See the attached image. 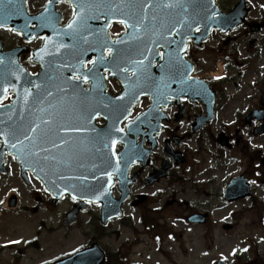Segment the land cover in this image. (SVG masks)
<instances>
[{
    "label": "rangeland",
    "instance_id": "obj_1",
    "mask_svg": "<svg viewBox=\"0 0 264 264\" xmlns=\"http://www.w3.org/2000/svg\"><path fill=\"white\" fill-rule=\"evenodd\" d=\"M41 1L30 0L28 2L29 10L31 12L38 10ZM224 1L222 0V2ZM249 1L256 6L255 8H258L257 5H263L264 7V2H261L264 0ZM253 15L254 17L249 19L253 18V21H256L261 13L254 10L251 13V16ZM118 30L119 28L115 32ZM263 34L264 32L261 31L258 37H262ZM0 35L5 42L10 43L9 46L17 43L18 36L13 31L3 30ZM218 40L222 41L219 34H213L206 43V50L199 53L194 51L193 53L194 49H191V55L194 57L197 54L201 55L200 65L204 68V74L207 73L208 76L217 72L225 73L224 68L227 66L226 79L230 80V83L224 89L225 93L231 95V99L225 103L226 105L218 113L217 119L231 120L235 118L233 116L235 113L242 114L248 107L264 104V47H256V54L249 58L252 60L248 61V73L244 76L238 75L239 70H234V64L228 65L229 62L242 61L234 54L239 46L237 45L234 48L231 45L216 44ZM259 40L261 43L264 42V39L259 38ZM39 44L40 39H37L33 46ZM240 50L244 51L242 47ZM24 61L30 72L36 71V66L29 63L27 59ZM254 73L256 81L254 80L253 86H249V80ZM119 88L116 80L110 81L112 91L118 92ZM146 103L147 101L143 100L135 113L143 108ZM188 127L189 123H184L179 133L185 132V128ZM243 127H240L238 123H234L228 129L229 134L237 135L239 144L231 149L223 150L225 158H237L234 164L225 169L210 167V161L217 162L216 158L213 159L212 157L218 155L220 149L213 145L207 131L200 135L202 140L208 142L205 147L201 141H197L196 137L187 139L185 148L183 146L187 151V162L184 166V168L186 166L187 168L184 175L185 178L195 180L198 191L194 192L189 188L188 183L181 182L167 184L163 181L164 184L154 186L150 191L151 194L158 193L160 190H163L164 194L154 197L151 200L153 203H148V208L154 210V206L164 205L165 200L172 199V193L175 195V200L181 201L178 203L179 205L173 203L158 215L157 212L147 214L145 211L147 206H142L139 208V212H142V220L144 218L149 220L146 224L143 221L140 224L137 223L138 212L133 213L128 210L132 217L130 219L134 229L131 230V228L118 222L111 223L106 228V233H102V239L99 240L101 247L111 254L118 250L131 260H142L146 264H214L218 258H223L227 264H264V167L259 163V159L253 161L254 165L260 164L258 166L260 173L258 172V177L252 175V179L255 178V180L249 199H240L236 200L235 203L225 204L222 202L221 196V188L226 176L239 172L248 173L252 168L249 162L252 161L253 153H256V151L264 153V151L252 148L254 143H258L263 146L264 150V138L249 139L246 135V129ZM221 128L225 130L221 123H211L209 126L214 137L217 135L216 131L221 130ZM210 146L212 148H209ZM8 168L10 171L0 176V185L5 186L2 188L3 191H16L21 195L22 203L29 204L30 192L27 187L23 186L18 174V166L12 159H9ZM183 202H186L188 206L184 205ZM70 207L71 204L68 200L58 205L60 212L64 210L66 212ZM192 207L206 213L207 220L204 221V224L192 225L187 221L184 222L182 218L174 220L175 217L179 218V216L184 217L187 215ZM97 209V206H93L87 213L80 214L77 225L69 227L65 241L67 250L73 246H83L90 238L97 235L93 225L96 220L93 217L97 216ZM54 211L56 209L51 208V214ZM228 217L230 219L227 222L233 225L225 231L222 229V225L227 222L222 220ZM153 221L158 222L160 225L157 227L152 226ZM145 225L149 229L144 231ZM164 227L168 232L171 231L173 236L169 238L163 233V240L161 244H158L153 240V234L161 233ZM155 247H157L156 250Z\"/></svg>",
    "mask_w": 264,
    "mask_h": 264
},
{
    "label": "water",
    "instance_id": "obj_2",
    "mask_svg": "<svg viewBox=\"0 0 264 264\" xmlns=\"http://www.w3.org/2000/svg\"><path fill=\"white\" fill-rule=\"evenodd\" d=\"M112 1L113 5H115V7L112 6V8L120 9L111 11L108 13V16L126 20L130 14H134V12L139 9V2L141 0ZM152 2H154V0H152ZM88 5L91 4L86 5L88 9H91L92 5L91 7ZM131 5L135 6L132 7ZM81 13L82 11L80 10L71 21H76L72 29H69L67 26L65 28H57V31L51 33L46 38L43 47L37 51V53L40 54L39 57L36 56V60L40 63L50 62L53 52L55 50L59 51L62 59L57 63L55 68L51 69L54 73L64 72L65 65H71L73 63L81 65L84 59L80 58V54L77 52L78 46L75 41L82 45L84 51L87 48V43L95 38L91 37L89 40L88 37L85 36L87 33H83V31H80L76 27V24L81 19ZM89 16L95 18V13L90 14ZM237 18L239 20L242 18L241 12L237 13ZM105 32V30L102 32L103 38L100 36L98 42L102 43L105 41ZM158 34L160 35V40L165 41L162 30H154L151 27L141 31L130 30L123 36L126 40L113 47V54L107 63L109 64L110 69L113 67V73L121 80L123 91L120 95L105 99L95 105L91 94L94 93L96 79L91 75L94 69L90 68L87 71L80 70L77 72L82 80H84L82 77L86 75L88 76V79H91L93 82L89 92H85L80 88L79 84L81 81L78 82L76 88L81 89L79 93L81 94L82 99L77 102L74 103L73 99L69 100L70 103L65 102V96L71 92L74 87L71 82H67L69 77H67L66 73L59 78L58 82L48 84L47 87L41 86L37 91H33L30 96V98L33 99L32 102L27 103V101H24L20 106L14 108L21 113L23 123H59L56 124V127H80L87 129L82 132H61V134L64 135L62 139L68 140L67 138L71 137V140H68L69 143L67 146L60 145L59 148H53L52 144H59L60 140L49 142L50 157L56 156V161L51 160L50 157L45 159L44 155H37V157L32 159L28 155H18L17 153V160H19L24 167H29L30 161L36 162L39 168H41L39 175H41V177L45 176L46 182L53 181L51 178L55 176L53 171L55 170V167L61 168L63 173L66 172L62 179V192L70 193L72 197L75 195L78 199V202L67 215V224L73 222L74 216L77 210L81 207V203L84 199L91 200L92 202L100 201L102 203L103 217H109V214L107 213L113 204V200L108 194V181L106 179L108 176L101 175V173L109 172V162H112L114 159L115 145L112 144V141H116V139H108V135L116 134L119 131L120 123L118 122L128 116L130 109L141 95L149 94L154 102L157 96L161 95V91L158 93L157 88H159L158 83L164 80V76H155L154 70L149 69L150 62L147 61L148 57L150 58L154 56L152 47L155 46L154 44L149 43L148 40L143 41L144 36H147L150 39L152 36L155 37ZM95 35L98 36L101 35V33H96ZM66 38H68V41H66ZM166 46L167 45H164L165 50ZM171 56H173V54L170 52L167 53L166 50L167 61H170L172 58ZM123 67H125L127 71H134L130 78L127 79L124 75L120 74V70ZM15 73L16 71L9 63H5L0 67L1 88L9 89L13 87L10 80L13 79ZM21 86H25L26 89V84L21 83ZM103 87L102 84L101 89H103ZM49 93H51V95H49ZM15 94V99L19 104L24 98V93L15 91ZM48 97H50L49 100H47ZM17 103L13 101V106L16 107ZM26 104L28 105V111L30 113L26 110ZM7 110L8 108L1 110L0 114V132L4 133V135L0 136L3 141V145L0 149V164L3 162V154L6 149L11 150V152L14 153V149L10 148V133H12L11 123L14 122L11 118V114H6ZM101 112L106 117L108 123L105 127L97 129L93 125V120L96 114ZM140 117H142V115L139 116L138 119ZM69 121H76V123H69ZM5 137L8 138L7 144L5 143ZM95 153H98V157H96ZM69 156L72 157V162L70 164L59 163V161L66 160ZM96 161L99 163L97 165L98 168H93L92 163L95 166ZM80 164H83V167H81ZM42 170L44 172L46 170L45 174ZM93 177H95V179ZM65 188H67L68 191H65ZM105 189H107V191H104ZM239 191L240 196H244L248 193L246 186ZM101 192L103 195H100ZM97 195H99V200L95 198ZM121 201L122 199L115 202V206L117 207ZM189 221L201 222L202 219L201 217H192L189 218ZM102 260L103 255L101 251L94 246L83 252H79L75 256L67 259L66 262H62V264H102ZM218 264L222 263L220 262Z\"/></svg>",
    "mask_w": 264,
    "mask_h": 264
},
{
    "label": "flooded vegetation",
    "instance_id": "obj_3",
    "mask_svg": "<svg viewBox=\"0 0 264 264\" xmlns=\"http://www.w3.org/2000/svg\"><path fill=\"white\" fill-rule=\"evenodd\" d=\"M111 26H120L124 29V25L119 23H114ZM246 27L247 25L241 26L238 32L239 37H235L234 39L239 40L237 42L240 47L244 49L243 58L248 61L245 55H248L250 52L253 53V45L257 40L249 39L245 41L242 39L243 36L252 35L251 33L248 34V29H246ZM194 60H196V58H194ZM195 71L198 73L196 78H199L198 75H201L199 79L207 78L206 74H204L205 72H203V67L197 65ZM205 81L207 83V88L214 95V117L211 121H207L203 118L196 119L197 116H201L205 113L204 101L207 95L204 90H201V93L198 94L199 96L194 99L179 98L178 103H171L166 107L163 112L167 115V119L165 120L164 117L159 122L163 126L162 132L158 134L155 132L149 133L155 124L158 123L156 120L151 119L143 122L145 124H141L140 129L136 131V135L134 132L128 133L127 138L133 140V148H136V145L140 144L139 151L141 157H135L137 160L130 163L127 168V179L132 180L129 183L128 200L124 204V206H127H125V211L129 210L133 213H139V208L142 205V202H139V194L161 184L160 180L152 184H147L146 178L155 171L156 168H160L162 164L175 162L174 158L170 157L165 151L166 146L171 145L173 151H179L181 154L179 158L183 157L185 163L187 162V151L184 148L188 141L187 139L196 137L198 140L200 135L207 131L209 138L214 141L216 140V137H214V134H211L209 129L211 123H221V126L225 128V130L222 128L221 130H217L216 133L224 134L229 142L228 148L230 149L239 144L237 135L229 134L230 132L228 131L234 123H238L240 127H247L246 129L248 132L250 131V133L257 135L254 133V128L258 123H264L263 120H258L260 114L258 113V109L264 107H250L244 116H239V114L235 113L233 115L235 117L234 119L217 122L215 116L222 110L224 100L228 102L231 97L225 95L220 80L217 81L214 78H207ZM250 113V118L246 119L245 116ZM160 116L163 117L162 115ZM98 122L103 123L101 120ZM184 123H189V127L185 128L186 131L180 134L179 131ZM195 123H204L196 132L197 134H194L195 132L193 131ZM227 123H232V125L227 126ZM124 126L125 124H123V127ZM235 130L237 129L235 128ZM146 150H149V152L145 154ZM222 151L223 146L220 147V153L216 157L218 161L221 159ZM258 157H260L259 153H253L252 161L249 162L252 167L249 170L250 172H255V170L258 169V167L253 164V161H256ZM260 160L262 167H264V161H262L261 158ZM174 167L176 166H170L171 169L169 168L168 170V181L176 177L174 174ZM18 171L20 173L19 169ZM0 176H2V174H0ZM36 182H38V185ZM23 186L27 187L30 192L31 199L29 204L22 203L21 195L18 192H4L2 188L5 186L0 185V215H2V217H0V264H51L66 254L65 241L69 228L64 224L65 210L60 212L58 208V205L64 200V197L53 203V196L43 188L40 182L33 176L31 179L29 178L28 182ZM35 189L39 190V192ZM119 194L118 187L113 185V196L118 197ZM13 195H15V199L12 200ZM250 197L251 196H249V198ZM147 198L149 202L151 197L147 196ZM12 202L15 204H11ZM51 208L56 209L53 214H51ZM126 214L125 217L131 220V215L127 212ZM137 220H139L138 214ZM113 222L115 221L111 223ZM140 223H142L141 220ZM125 226L131 228V230L134 229L133 226H129V223H126ZM145 229L144 227V231ZM155 236L156 235L153 236L154 241H156ZM118 252L120 251L116 250L114 254ZM127 259L130 262H136L128 257Z\"/></svg>",
    "mask_w": 264,
    "mask_h": 264
},
{
    "label": "snow or ice",
    "instance_id": "obj_4",
    "mask_svg": "<svg viewBox=\"0 0 264 264\" xmlns=\"http://www.w3.org/2000/svg\"><path fill=\"white\" fill-rule=\"evenodd\" d=\"M49 2H51V0H49ZM178 3H179V0H177V4H178ZM211 3L214 4V3H215V0H211ZM151 4H152V0H147V3H145V4L142 5V8H143V15H142L141 17H138V18H137V20L134 22V24L131 25L132 27H139V26H141V25L143 24V22H144L145 20L148 19V16H147V9L149 8V6H151ZM88 6L91 7V5H88ZM131 6L134 7L135 5H131ZM174 6H176V5H174V4L171 3V2H169V3L166 5V7H174ZM84 7H85L84 4H81V6H80V10H81V11H84ZM113 7H115V5H113ZM212 15H215V12H213ZM209 18H211V17H209ZM152 19L155 20V17H152ZM120 22H121V23H125L124 20H121ZM75 23H76V21L74 20L73 22L69 23V24L67 25V27H68L69 29H72V28H73V25H74ZM181 26H183V25H181ZM0 27H3V25H0ZM189 27H191V25H189ZM186 47H187V45H185V48H186ZM108 52L111 53V52H112V49L109 48V49H108ZM161 55H162V54H161ZM103 59H104V58H103V56H102V57H101V61H103ZM92 63H95V61H92ZM125 71H127V69H125ZM76 78H77V79H80L81 77L77 76ZM82 78H83L84 80H87V79H88V76L85 75V76H83ZM49 95H51V93H49ZM97 115H100V113H97ZM59 130H60L61 132H82V131H86L87 129L80 128V127H61ZM31 131H32V132H35V131H36V128L33 127V128L31 129ZM119 131H120V132H123L124 129H123V128H120ZM2 135H4V133H3V132H0V136H2ZM10 135L15 136V133L12 132V133H10ZM24 139H25V140H30L31 138H30L29 136H25ZM5 143H6V144L8 143V138H7V137H5ZM68 143H69L68 140L61 139V140L59 141V144L53 143V144H52V147H53V148H59L60 145H65V146H67ZM115 143H116V141L113 140V141H112V144L115 145ZM17 144H21V145H23V141H20L19 139H17V140H16V143L12 144L11 147H13V148L15 149L16 146H17ZM33 147H35V145H33ZM21 151H23V147L21 148ZM37 151H38V152H46L47 149H37ZM48 158H49V157H45V159H48ZM50 159L53 160V161H56V160H57V157H56V156H51ZM71 162H72V157H70V156H69L66 160H61V161H59V163H69V164H70ZM80 166L83 167V164H80ZM101 175H106V176L109 177V179L111 178V172H102ZM93 178L95 179V177H93ZM85 179H86V178H85ZM65 191H68V189L65 188ZM104 191H107V189H105ZM100 195H103V193L101 192ZM75 198H76L75 195H73V199H75ZM95 198H96L97 200H99V195H97ZM91 202H92V201L89 200V203H91Z\"/></svg>",
    "mask_w": 264,
    "mask_h": 264
}]
</instances>
